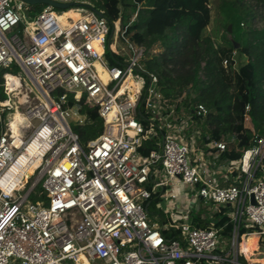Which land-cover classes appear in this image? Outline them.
Segmentation results:
<instances>
[{
  "label": "built area",
  "instance_id": "1",
  "mask_svg": "<svg viewBox=\"0 0 264 264\" xmlns=\"http://www.w3.org/2000/svg\"><path fill=\"white\" fill-rule=\"evenodd\" d=\"M53 1L76 3L79 18L62 21L46 5L30 20L27 3L0 0V264H240L241 243L264 238V136L217 168L210 158L228 143L204 152L191 116L144 70L130 25L118 21L110 36L109 21L84 9L91 3ZM12 66L25 77L3 72ZM85 106L103 131L82 145L75 127L87 122ZM159 134L160 149L143 155L144 140ZM157 193L164 225L144 205ZM193 200L212 204L210 215L231 207V240L194 226ZM242 225L257 232L240 235ZM171 228L177 237L163 234Z\"/></svg>",
  "mask_w": 264,
  "mask_h": 264
},
{
  "label": "trees",
  "instance_id": "2",
  "mask_svg": "<svg viewBox=\"0 0 264 264\" xmlns=\"http://www.w3.org/2000/svg\"><path fill=\"white\" fill-rule=\"evenodd\" d=\"M89 1L93 4L85 5L84 9L103 13L111 30L118 21L123 28L130 25V39L145 48L141 60L144 70L157 75L161 93L176 103L178 111L185 108L191 116L200 131L198 143L205 153L211 152L207 147L211 142L225 141L228 149L217 155V162L237 163L255 137L264 136V0H219V9L226 17V33L232 25L235 40L224 38L223 42L208 32L212 23L211 0ZM72 9L62 12H67L61 14L64 20L69 17L77 20ZM108 58L112 66L117 65L111 54ZM18 70L12 66L3 72ZM198 105L207 108L206 116L193 113ZM81 111L87 122L84 127H75V131L81 144L86 145L102 133L103 120L96 109L85 106ZM144 119V127L149 130L151 125L145 113ZM160 136L146 138L140 152L147 156L159 150ZM257 176L264 177V169ZM38 192H42L41 186ZM159 195H152L144 205L151 222L164 225L171 219L159 207L162 202ZM231 211L230 206L212 215L199 211L192 216V223L198 228L219 229L223 239L231 240L235 228ZM255 232L254 228L240 227V235ZM163 234L177 237L178 231L171 228ZM238 261L247 264L243 256Z\"/></svg>",
  "mask_w": 264,
  "mask_h": 264
},
{
  "label": "rangeland",
  "instance_id": "3",
  "mask_svg": "<svg viewBox=\"0 0 264 264\" xmlns=\"http://www.w3.org/2000/svg\"><path fill=\"white\" fill-rule=\"evenodd\" d=\"M80 3H91L93 4L92 1L89 0H78ZM212 2V23L208 28V32L212 35V37H214L218 42H223L224 38H228L231 41H235L233 38V34L232 33H226V29H225V23H226V17L222 14L221 10L219 9V0H211ZM27 10L30 12L31 16H30V20H34L40 13L41 11L46 7V5L44 4H36V5H26ZM74 9H76L74 7ZM72 9V10H74ZM53 11L57 14H63L62 12L64 10L61 9H57L54 8ZM76 14V12H75ZM61 17L63 18V16L61 15ZM258 26H261V19L258 20ZM238 44V43H237ZM239 47V44H238ZM16 75L25 77L24 73H14ZM71 125L72 126H76L74 121H71ZM32 182V180H31ZM38 192V190H37ZM181 193L182 195H185V191L183 190V187H181ZM24 193H22L23 195ZM33 198H30V202H35L34 200H32ZM194 206L195 208L199 207V210L206 213V212H212L214 211V206L212 204H204L202 201L198 202V200H193ZM163 206L166 207L167 204L166 202H163ZM257 235H251L249 236L247 239L253 238ZM246 239V240H247ZM240 250L242 253H244L246 255L245 252V242H242L240 245ZM244 257V255H243ZM247 261V264H261L264 261V238H262V240L259 242V246L258 249L254 252V256L252 257H244ZM251 262V263H250Z\"/></svg>",
  "mask_w": 264,
  "mask_h": 264
},
{
  "label": "water",
  "instance_id": "4",
  "mask_svg": "<svg viewBox=\"0 0 264 264\" xmlns=\"http://www.w3.org/2000/svg\"><path fill=\"white\" fill-rule=\"evenodd\" d=\"M21 1H24L25 3H27L29 5H36V4L49 5V6H52L54 8L64 10V11L69 10V9H71L77 5L76 3H65L64 4V3H59V2H56L53 0H21ZM93 11L97 16H99L101 18L104 17L103 13H101L100 11L95 10V9H93ZM228 30H229V33H232V31H233L232 25L229 26ZM113 33H114V28H112L110 36H112ZM236 47H238L237 43H236Z\"/></svg>",
  "mask_w": 264,
  "mask_h": 264
},
{
  "label": "bare ground",
  "instance_id": "5",
  "mask_svg": "<svg viewBox=\"0 0 264 264\" xmlns=\"http://www.w3.org/2000/svg\"><path fill=\"white\" fill-rule=\"evenodd\" d=\"M77 19L79 18V15L76 13ZM60 20L65 21L61 15L59 16ZM16 120H23V117L21 114H16ZM16 122H13V125H15ZM32 173V170L28 171V175H30ZM258 242H260V238L258 236H255L253 238L247 239L245 240V252H246V256L252 257L254 256V252L258 249ZM241 251V250H240ZM264 264V261L261 263Z\"/></svg>",
  "mask_w": 264,
  "mask_h": 264
},
{
  "label": "crops",
  "instance_id": "6",
  "mask_svg": "<svg viewBox=\"0 0 264 264\" xmlns=\"http://www.w3.org/2000/svg\"><path fill=\"white\" fill-rule=\"evenodd\" d=\"M215 164H216V166H217V168H219V167H221L222 165H224L225 163H218L217 162V157L216 156H212L211 158H210ZM246 240V239H245ZM245 240L243 241V242H245ZM258 246H259V242H258Z\"/></svg>",
  "mask_w": 264,
  "mask_h": 264
}]
</instances>
